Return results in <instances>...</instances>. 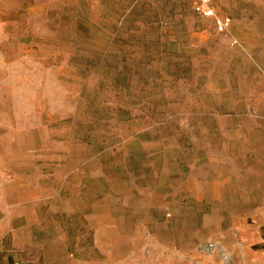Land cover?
<instances>
[{"label": "rangeland", "instance_id": "obj_1", "mask_svg": "<svg viewBox=\"0 0 264 264\" xmlns=\"http://www.w3.org/2000/svg\"><path fill=\"white\" fill-rule=\"evenodd\" d=\"M194 3L0 0L21 264H264V0Z\"/></svg>", "mask_w": 264, "mask_h": 264}, {"label": "built area", "instance_id": "obj_2", "mask_svg": "<svg viewBox=\"0 0 264 264\" xmlns=\"http://www.w3.org/2000/svg\"><path fill=\"white\" fill-rule=\"evenodd\" d=\"M194 9L196 12L205 17H214L215 26L218 32H226L231 24L232 18L229 16H218L215 11L213 0H195ZM236 41H234L235 43ZM2 249L0 244V257H1ZM2 264V263H0ZM20 264V262L14 263Z\"/></svg>", "mask_w": 264, "mask_h": 264}, {"label": "crops", "instance_id": "obj_3", "mask_svg": "<svg viewBox=\"0 0 264 264\" xmlns=\"http://www.w3.org/2000/svg\"><path fill=\"white\" fill-rule=\"evenodd\" d=\"M5 232H6L5 231V223L2 219H0V238H4ZM262 240L264 242V236H262ZM0 244H1V249H2V253H1V257H0V263H2V264H14V263L20 262L18 260L17 255L13 254L11 249L5 243H2L1 240H0Z\"/></svg>", "mask_w": 264, "mask_h": 264}]
</instances>
